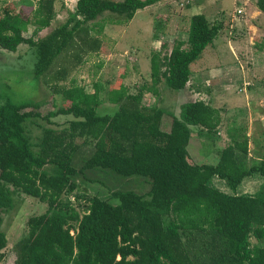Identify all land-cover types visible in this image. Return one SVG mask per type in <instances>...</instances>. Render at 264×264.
<instances>
[{
	"label": "trees",
	"instance_id": "1",
	"mask_svg": "<svg viewBox=\"0 0 264 264\" xmlns=\"http://www.w3.org/2000/svg\"><path fill=\"white\" fill-rule=\"evenodd\" d=\"M160 1L78 0L73 20L35 40L55 13L54 0H38L34 10L5 12L0 49L14 53L22 44L34 48L33 76L42 78L68 49L98 48L85 24L106 13L128 23L138 11ZM255 3L264 14V0ZM27 9H32L33 23ZM71 21L75 23L68 29ZM29 25L34 31L25 37ZM221 29L222 24H210L203 14H196L186 31L174 35L170 51L167 42L156 49L154 42L152 88L163 83L183 91L191 65L213 45ZM59 93L64 104L46 116L31 110L40 107L32 101L0 106V264H264V248L250 243L251 235L264 239V186L255 196H231L210 186L213 176L226 180L231 190L253 173L264 177V160L246 161V136L220 150L216 165L201 164L196 145L192 147L194 140L220 139L218 109L196 100L182 103L178 115L168 114L145 106L142 92L128 94L120 85L108 98L117 110L100 115L98 85L92 92L76 86L60 88ZM67 115L74 118L68 127L59 132L44 129L34 151L25 132L27 120L41 117L50 123L51 118ZM76 138L94 146L79 169L72 163ZM94 169L142 176L150 181V190L143 195L114 192L117 206L98 196H79L87 203L81 214L64 197L76 192L79 174ZM8 185L45 203L46 209L28 218L27 234L6 254L1 214L13 204Z\"/></svg>",
	"mask_w": 264,
	"mask_h": 264
},
{
	"label": "rangeland",
	"instance_id": "2",
	"mask_svg": "<svg viewBox=\"0 0 264 264\" xmlns=\"http://www.w3.org/2000/svg\"><path fill=\"white\" fill-rule=\"evenodd\" d=\"M54 1L57 7L51 24L43 29L35 40L44 38L53 30L62 27L68 20L74 19L78 0ZM234 1L162 0L138 11L128 23L120 22L115 16L106 13L95 21L85 24L90 29L89 38L97 40L95 41L97 49L91 52L81 51L77 47L68 49L54 61L47 75L38 79L33 76L37 62L34 48L22 44L14 53L0 49V106L6 102L22 104L32 101L40 107L31 110L46 116L64 104V99L59 93L60 88L78 86L92 92L94 85L100 87V98L103 101L98 108L100 115L113 114L117 110V105L109 102L108 98L110 92L120 85L128 94L142 92L145 106L160 107L166 113L173 115H178L182 103L204 101L202 98L215 101L219 100L217 98L220 96L222 98L228 96L235 100L248 96L264 97V14L259 13L255 5L256 0ZM37 4L38 0H0V19L4 17L6 11L10 15H15L19 14L23 7L34 10ZM238 8L243 10V15L239 19H232L230 15ZM32 9L26 10L31 23L34 22ZM197 13H204L210 24H222L220 35L217 36V42L222 40L219 48L226 56H229L227 58L229 64L236 65L239 71L231 75L226 86H223L222 82L215 85L209 83L206 89L202 86L196 92H192V85H187L181 92L166 88L163 83L152 88L150 78V53L154 50L152 43L159 40L156 49L161 46L165 36L173 37L177 32L186 31L190 17ZM74 23L75 21H71L68 29L72 28ZM33 31L34 26H27L24 36L30 37ZM226 41L230 43V46L232 45L237 58ZM214 46L213 44L204 51L202 57L206 58V54L209 56L208 59L206 58L207 62L200 63L202 66L215 64L213 52L209 53ZM171 48L172 44L167 49ZM251 83H255V87L251 86ZM246 84L250 85L247 87ZM234 103L229 105V108L239 106L237 102ZM71 120H74L71 115L51 118L50 123L41 117L27 120L25 132L33 145V150L37 151L38 148L35 145L39 143L44 129L59 132L67 128ZM167 121L168 118H165V123ZM237 133L235 132L233 138L242 140ZM228 134L226 130L221 129L220 139L215 142L205 139L192 141L193 148L196 145L198 150L202 149V153L198 152L197 158L205 154L208 148L221 150L227 147L231 143ZM251 141L250 154L255 157H264V139L260 142L252 138ZM73 144L75 150L72 163L79 169L92 156L94 146L84 138H76ZM206 155L208 156L207 153ZM207 156L199 160L202 162L206 160V164H213V157L207 158ZM76 182L78 186L76 192L64 197V200L70 201L81 214L85 211L87 203L79 196H98L117 206L119 200L111 197L114 192L133 191L143 195L150 190V181L147 178L139 175L126 177L102 169L86 170L76 177ZM7 188L11 193L13 204L11 209H3L1 214V230L7 238V246L4 250L6 254L19 239L27 234L28 218L40 215L46 209L45 203L27 197L9 185ZM250 243L251 246L258 245L264 248V239L256 240L251 235Z\"/></svg>",
	"mask_w": 264,
	"mask_h": 264
},
{
	"label": "crops",
	"instance_id": "3",
	"mask_svg": "<svg viewBox=\"0 0 264 264\" xmlns=\"http://www.w3.org/2000/svg\"><path fill=\"white\" fill-rule=\"evenodd\" d=\"M234 2H236V0ZM61 6L62 4L59 6V8ZM56 7L57 5L55 3V8ZM234 12L235 10H233L230 17L232 19H239L240 16H235ZM259 13L261 12L259 11ZM197 14H203L207 18V16L204 13H197ZM173 38L174 36L173 37L165 36L164 41L167 42L168 46H170L171 44L173 45ZM156 41L158 42L159 40ZM217 41H218L217 38L213 41V44L215 46L209 52V53L213 52V56L215 57V64L213 66H205V65L202 66L200 64L201 62L202 63L207 62L206 58L208 59L209 54H206V58L204 57L200 58L199 62L198 63L196 62L197 64H193L190 67L191 75L189 77V81L187 85L189 86L192 85V92L193 91L196 92L199 88H202V86L204 88L207 87L209 83L215 85L219 82H222L223 86H226L228 84L231 75L239 71L236 65L229 64V59H227L229 56H226V54H224L220 50L219 45L222 43V40L220 42ZM227 44L229 47L230 43L227 42ZM153 46L154 43H152V48ZM229 49H231V52L232 51L234 52L232 53L237 58L232 45L230 46ZM216 57L218 58L217 60ZM211 60L213 61V59ZM252 85H254L253 87H255V83H251V86ZM217 99L219 100L209 101L208 98H202V100H204L206 104L208 103L210 106L218 109L220 112L221 123L217 128L218 134L221 129L226 130L229 133L228 134L229 137L231 138L230 144L238 140V138H233L235 132H238L237 136H241V137L246 136L247 139L249 138L248 155L246 156V161L264 160V157H255L252 154H250V146L252 144L251 141L252 138L258 139L260 142H262V140L264 139V97L248 96L245 98L242 97L241 99L235 100L228 96H225L223 98L222 96H220ZM234 102H237L236 104L239 106L229 108V105L235 104ZM198 149L199 148L197 146V155L198 152L200 154V151L202 150V149L201 150ZM207 150L208 151H206V153L208 154V156L205 153L203 155H199L198 158L202 159L203 157V159H205L204 158L205 156H207V158L209 156H212L213 157L212 161L214 163L207 165H216L219 161L218 152L220 150H217L215 148H210V149L208 148ZM199 162L201 164H206L205 163L206 160L203 162L200 160ZM210 185H212V187L218 189L219 191L231 196H255L256 194H259L261 192V188H263L264 186V177H262L258 173H253L251 176L245 177L242 180L241 184L235 190H231L228 187L226 180H221L217 176H213Z\"/></svg>",
	"mask_w": 264,
	"mask_h": 264
},
{
	"label": "built area",
	"instance_id": "4",
	"mask_svg": "<svg viewBox=\"0 0 264 264\" xmlns=\"http://www.w3.org/2000/svg\"><path fill=\"white\" fill-rule=\"evenodd\" d=\"M234 14H235V16H241V15H243V10L238 8L235 10ZM246 85H247V87L249 86L248 84H246Z\"/></svg>",
	"mask_w": 264,
	"mask_h": 264
}]
</instances>
